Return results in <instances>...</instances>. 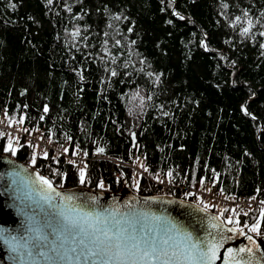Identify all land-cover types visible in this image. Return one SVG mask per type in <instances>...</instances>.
I'll return each instance as SVG.
<instances>
[{
    "label": "trees",
    "instance_id": "1",
    "mask_svg": "<svg viewBox=\"0 0 264 264\" xmlns=\"http://www.w3.org/2000/svg\"><path fill=\"white\" fill-rule=\"evenodd\" d=\"M261 33L264 0H0V110L82 160L34 151L33 165L21 137L15 156L3 151L2 128L0 153L61 188L116 191L125 179L151 194L121 163L138 153L151 177L203 176L264 198ZM240 216L264 228L255 212Z\"/></svg>",
    "mask_w": 264,
    "mask_h": 264
},
{
    "label": "snow or ice",
    "instance_id": "2",
    "mask_svg": "<svg viewBox=\"0 0 264 264\" xmlns=\"http://www.w3.org/2000/svg\"><path fill=\"white\" fill-rule=\"evenodd\" d=\"M247 31V28L241 29L242 34ZM47 110L45 105L44 111ZM20 119L22 121L23 117ZM8 122L11 125L12 120ZM3 135L0 132V136ZM29 147H33L30 142ZM3 151L16 155L11 138ZM68 151L64 148L65 153ZM96 152L102 153L104 149L98 147ZM71 154L77 155L75 151ZM43 156L47 158L49 153L45 151ZM31 164H36L34 151ZM78 171L79 181L84 184L85 168ZM8 175L15 186L14 196L22 204L27 201L38 209L26 216L25 235L12 237L16 241L13 251L19 253V264H216L224 241L231 239L225 232L245 235L233 216L226 220L221 218L225 210L218 215L208 214L212 205L202 199L196 205L179 201L180 206L187 207V215L200 225V235L190 224L171 213L153 211L147 202L158 197H146L143 204L138 201V206L125 205L121 211L115 203L107 207L101 205L98 195L91 192L61 191L47 176L39 172L29 173L23 166ZM168 175L171 176V171ZM132 186L138 187V184L134 182ZM97 187L103 189L104 182L101 180ZM174 202L168 201L169 204ZM232 211L238 216L235 209ZM259 211L260 218L264 219V207ZM196 213L203 215L197 216ZM229 224L233 226L228 227ZM249 233L264 236L260 220L249 226ZM247 240V245L227 248L223 253V264H264L261 244L251 234L247 235Z\"/></svg>",
    "mask_w": 264,
    "mask_h": 264
},
{
    "label": "water",
    "instance_id": "3",
    "mask_svg": "<svg viewBox=\"0 0 264 264\" xmlns=\"http://www.w3.org/2000/svg\"><path fill=\"white\" fill-rule=\"evenodd\" d=\"M23 166L28 169L29 173L37 172L35 168L23 161L14 158L11 155L0 153V264H19L18 255L19 253L13 251L16 241L12 237H21L25 235L26 230V216L31 215L32 211H38L35 205H31L30 202H25L22 204L14 196V185H12V177L8 174L15 170H19V167ZM59 190H73V191H83L91 192L94 195H98L100 204L107 207L115 203L121 207V211L124 210L125 205L138 206L137 202L141 204L145 202L146 197H158L155 201H148L147 203L156 212L167 211L181 220H184L187 224H190L193 231L202 235L199 232L200 225L192 220V217L187 215V207H182L179 204L180 200H184L187 204L196 205L197 203L182 199L171 197V195H144L135 192L128 184L125 179H122V185L120 189L116 191H104L96 189L95 187L76 185L71 187L59 188ZM168 201H175L169 204ZM202 207V206H201ZM208 214L216 215L215 213L208 210ZM197 216H202V213H196ZM228 227H232L228 225ZM238 235L230 232H225V235L231 237L224 241V246L220 249V253L216 264H223V253L227 248H239L241 245H247V235ZM257 239V242L261 244L262 249H264V236L253 235Z\"/></svg>",
    "mask_w": 264,
    "mask_h": 264
},
{
    "label": "built area",
    "instance_id": "4",
    "mask_svg": "<svg viewBox=\"0 0 264 264\" xmlns=\"http://www.w3.org/2000/svg\"><path fill=\"white\" fill-rule=\"evenodd\" d=\"M0 128L8 131L17 138L21 137L28 144L30 142L33 146L37 145L39 150L50 151L53 156L62 155L66 161L82 160L79 155L73 156L72 154L64 152V148L68 144L67 141L63 144H58L47 138L40 128H35L31 131L27 130L22 125L21 121H12L11 125H9L2 110H0ZM121 163L132 171L135 179L141 177L148 180L151 184L152 194L171 195L177 198H199V200L202 199L204 202H208L209 205H212L210 209L216 214H221V210H225L222 214L224 218L233 216V219L239 222L240 215L243 213L248 211L260 213L259 210L264 207V204H261V201H264V199L254 196L245 197L232 192H224L218 187L215 181L207 180L203 176L192 183L186 181V179L176 180L162 171L155 172L154 176L151 177L149 167L146 165L144 157L138 153L134 154L133 161ZM186 193H191V195H186ZM233 209L236 210L238 216L233 215ZM261 231H263V229H261Z\"/></svg>",
    "mask_w": 264,
    "mask_h": 264
},
{
    "label": "rangeland",
    "instance_id": "5",
    "mask_svg": "<svg viewBox=\"0 0 264 264\" xmlns=\"http://www.w3.org/2000/svg\"><path fill=\"white\" fill-rule=\"evenodd\" d=\"M9 138H11L12 139V142H13V147H15L16 148V139H18V138H16V137H13V136H9L8 137V139ZM7 142H8V140H7ZM7 142H6V144H7ZM34 147V149H33V151H35V152H39V147L37 146V145H35V146H33ZM43 151L42 152H40V155H43ZM198 202V201H197ZM198 203H200V202H198ZM205 203H207V204H209L208 202H205ZM251 223V222H250ZM242 225H239V228L241 229V230H243L244 231V233H248L249 232V226H248V224L249 223H246V222H244V223H241Z\"/></svg>",
    "mask_w": 264,
    "mask_h": 264
}]
</instances>
